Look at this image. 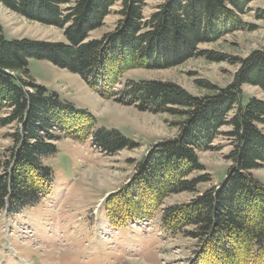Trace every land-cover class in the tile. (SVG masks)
Listing matches in <instances>:
<instances>
[{"label": "trees", "instance_id": "trees-1", "mask_svg": "<svg viewBox=\"0 0 264 264\" xmlns=\"http://www.w3.org/2000/svg\"><path fill=\"white\" fill-rule=\"evenodd\" d=\"M250 1L160 0L145 17V0H75L71 4L68 0H0L27 19L65 26L66 39H7L0 24V110L10 108L0 117V125L16 123L10 134L12 145L0 165V210L20 212L50 193L53 171L42 164L41 157L56 151L57 131L76 141H87L91 135V146L108 155L134 147L117 130L94 128L96 118L91 113L46 93L29 74V59H45L66 68L107 98L115 96L111 88L129 68H166L203 56L208 61L237 63L231 82L218 87L200 80L205 93L195 95L172 81L140 80L117 93L115 98L140 109L173 114L178 131L132 161L133 176L138 177L131 178L120 194L105 199V211L111 223L125 225L160 210L166 231L188 227L186 234L199 241L190 264H264V185L251 173L264 165V99L250 97L244 102L241 89L249 84L264 94V47L243 58L198 50L200 44L240 26V14ZM115 3L119 9L114 31L89 40L88 34L101 26ZM256 16L263 18L264 11ZM116 56L120 64L114 61ZM223 125L229 128L223 135L231 149L225 156L229 166L222 181L187 204L161 208L169 194L195 191L199 183L210 180L205 173L189 175L205 170L196 150L208 146ZM237 239L243 241L241 247Z\"/></svg>", "mask_w": 264, "mask_h": 264}, {"label": "rangeland", "instance_id": "rangeland-1", "mask_svg": "<svg viewBox=\"0 0 264 264\" xmlns=\"http://www.w3.org/2000/svg\"><path fill=\"white\" fill-rule=\"evenodd\" d=\"M68 1L71 4L75 0ZM159 2L145 0L143 15L147 17ZM67 5L63 4V8ZM118 9L119 3L111 6L101 26L88 34L89 40L114 31ZM263 11L264 0H251L248 9L240 14V26L226 30L217 40L200 44L198 50L243 58L264 47V17L256 16ZM0 24L7 39L66 41L65 26L27 19L2 4ZM120 60L116 56L114 61L120 64ZM237 67V63L208 61L203 56L166 68L137 65L117 79L111 88L115 96L104 98L78 74L45 59H29L27 70L37 84L45 87L46 93H55L60 100L91 113L96 118L94 128L117 130L134 147L108 155L91 146V135L87 141H76L66 133L53 130L60 136L55 142L56 151L41 157L42 164L53 171L50 193L20 212L0 210V264H190L199 249V241L186 234L188 227L175 233L166 231L161 225L160 210L150 218L125 225L112 224L106 214L105 199L110 194H120L121 189L130 185L131 178L138 177L133 176L136 169L132 161L139 160L152 145L174 137L178 131L173 114L140 109L115 97L126 85L140 80L172 81L191 94L201 95L205 91L199 87L200 80L224 87L231 82ZM241 89L244 102L250 97L264 99V94L253 85L243 84ZM9 110L1 109L0 117ZM15 127V122L0 125V165L12 145L10 134ZM227 129L223 125L208 146L196 150L205 170L189 176L205 173L210 180L199 183L195 191L169 194L162 199L161 208L187 204L197 193L222 181L229 166L225 156L231 149L223 135ZM251 173L264 185V165ZM249 218L254 219V215L250 213ZM226 240L230 241L228 237ZM237 241L239 247L244 244L241 239Z\"/></svg>", "mask_w": 264, "mask_h": 264}]
</instances>
